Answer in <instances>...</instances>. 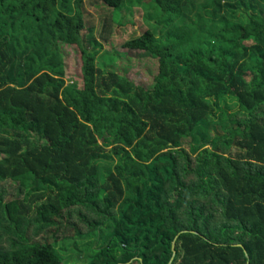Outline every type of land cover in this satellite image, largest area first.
I'll use <instances>...</instances> for the list:
<instances>
[{"label":"trees","instance_id":"trees-1","mask_svg":"<svg viewBox=\"0 0 264 264\" xmlns=\"http://www.w3.org/2000/svg\"><path fill=\"white\" fill-rule=\"evenodd\" d=\"M198 1L0 0V264H264V0H213L194 46ZM137 7L150 90L97 59Z\"/></svg>","mask_w":264,"mask_h":264},{"label":"rangeland","instance_id":"rangeland-1","mask_svg":"<svg viewBox=\"0 0 264 264\" xmlns=\"http://www.w3.org/2000/svg\"><path fill=\"white\" fill-rule=\"evenodd\" d=\"M212 3L213 0H199L197 5L193 7V12L195 13L189 16L191 19L196 20L199 25L198 29L194 30L195 35L191 42L194 46L201 44L207 39L209 40L208 37L214 26L212 21H208L211 16L206 13L205 9L213 10L210 8ZM87 10L93 14L91 20L96 26V38L101 41L100 28L104 20H101L99 16L98 7L87 5ZM197 16L199 17L197 18ZM115 22L119 26H117L116 32L112 37V42L104 43L103 48L99 49L98 65L126 75L137 85L148 90L153 89L156 77L160 72L159 59L145 51L131 52L123 46L127 41L143 35L149 29V25L145 21L144 11L139 7L132 11H122L115 15ZM216 30H218L217 27ZM62 52L66 61V84L77 88L83 87V61L80 44L63 46ZM11 211L13 213V209ZM17 262L18 264H55V261L51 262L49 254L43 253H29L20 256Z\"/></svg>","mask_w":264,"mask_h":264},{"label":"water","instance_id":"water-1","mask_svg":"<svg viewBox=\"0 0 264 264\" xmlns=\"http://www.w3.org/2000/svg\"><path fill=\"white\" fill-rule=\"evenodd\" d=\"M174 249H175V245H174Z\"/></svg>","mask_w":264,"mask_h":264}]
</instances>
